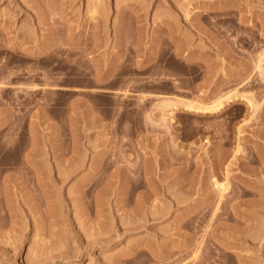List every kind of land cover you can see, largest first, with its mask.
<instances>
[{
  "label": "rangeland",
  "instance_id": "rangeland-1",
  "mask_svg": "<svg viewBox=\"0 0 264 264\" xmlns=\"http://www.w3.org/2000/svg\"><path fill=\"white\" fill-rule=\"evenodd\" d=\"M262 53L264 0H0V264H264Z\"/></svg>",
  "mask_w": 264,
  "mask_h": 264
},
{
  "label": "bare ground",
  "instance_id": "bare-ground-1",
  "mask_svg": "<svg viewBox=\"0 0 264 264\" xmlns=\"http://www.w3.org/2000/svg\"><path fill=\"white\" fill-rule=\"evenodd\" d=\"M94 14L95 13L92 12V14L90 16L91 19L94 17ZM257 63H258L259 66L263 65V63H264V53L261 54V56L258 59V62ZM259 68H261V67H259ZM261 69H262V73L264 75V67H262ZM0 89H1V87H0ZM242 99L244 100V102H246V104L248 105V107L251 108L253 106V104L250 101V99H246V97H243V96H242ZM223 100L226 101V102H228V103L230 101H232L230 97H227L226 100L224 98ZM182 107L184 108V110H186L188 112H191V113H195V114H203V115H206V114H216V113H218L223 108V101L218 99L217 102H213L212 104H208V105H204V104H201V103H196L194 101L193 102L189 101L186 104L185 103L184 104L182 103ZM215 187L221 193L223 191H225V186L223 184L215 183Z\"/></svg>",
  "mask_w": 264,
  "mask_h": 264
},
{
  "label": "crops",
  "instance_id": "crops-1",
  "mask_svg": "<svg viewBox=\"0 0 264 264\" xmlns=\"http://www.w3.org/2000/svg\"><path fill=\"white\" fill-rule=\"evenodd\" d=\"M95 85H100V83H99V81L98 80H96V82H95ZM76 90H74V89H68L67 90V92L68 93H74ZM79 92H81L82 94H83V96L84 97H86L87 96V94L89 93H101L102 91H99V90H97V89H92V88H90V87H85V88H82V89H80L79 90ZM188 112V111H187ZM207 115V114H206ZM100 121V119L98 120V122ZM97 122V121H96ZM102 128H103V126H102Z\"/></svg>",
  "mask_w": 264,
  "mask_h": 264
}]
</instances>
